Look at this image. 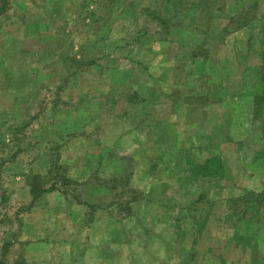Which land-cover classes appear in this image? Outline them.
<instances>
[{
	"label": "rangeland",
	"instance_id": "1",
	"mask_svg": "<svg viewBox=\"0 0 264 264\" xmlns=\"http://www.w3.org/2000/svg\"><path fill=\"white\" fill-rule=\"evenodd\" d=\"M263 27L264 0H0V264H264Z\"/></svg>",
	"mask_w": 264,
	"mask_h": 264
},
{
	"label": "trees",
	"instance_id": "2",
	"mask_svg": "<svg viewBox=\"0 0 264 264\" xmlns=\"http://www.w3.org/2000/svg\"><path fill=\"white\" fill-rule=\"evenodd\" d=\"M154 15L156 16L157 20L160 22V24L163 26V30L166 32H169L172 27L175 26V24H167L169 22L168 18L166 17V11L165 10H155ZM178 31H182L181 24L176 25ZM264 34V30H263ZM259 100V98L257 99ZM256 100V101H257ZM223 164H221V160L219 156H213L209 159H207L204 163H201L198 165V169H200V172L203 173L206 176H215V177H221L224 172H223ZM64 181H69L68 178H64ZM74 182V181H72ZM76 183V182H75ZM55 185H51L50 187L42 188L40 191H38L40 194H43L44 192L50 191V190H56ZM32 193L35 195V191L37 190V187L31 186Z\"/></svg>",
	"mask_w": 264,
	"mask_h": 264
},
{
	"label": "crops",
	"instance_id": "3",
	"mask_svg": "<svg viewBox=\"0 0 264 264\" xmlns=\"http://www.w3.org/2000/svg\"><path fill=\"white\" fill-rule=\"evenodd\" d=\"M263 30H264V27H263ZM262 34H263V32H262ZM263 36H264V34H263ZM159 40H161V39H159ZM238 42H240L239 43V45L243 42V41H238ZM260 96H262L261 94H256V95H254V97H253V99L254 100H257ZM209 158H211V157H208L207 159H209ZM207 159H205V161L207 160ZM205 161H203V162H205ZM223 170H224V167H223ZM221 178V177H220ZM264 188V187H263ZM262 187L261 188H259L258 187V189H263ZM247 189V188H246ZM236 250H238V251H240V252H242V255H244V252H245V248H243L242 246H240V247H238V246H236ZM250 252H252V251H250Z\"/></svg>",
	"mask_w": 264,
	"mask_h": 264
}]
</instances>
